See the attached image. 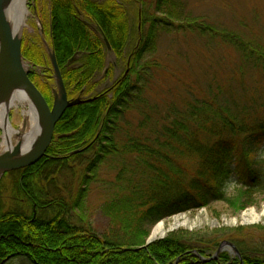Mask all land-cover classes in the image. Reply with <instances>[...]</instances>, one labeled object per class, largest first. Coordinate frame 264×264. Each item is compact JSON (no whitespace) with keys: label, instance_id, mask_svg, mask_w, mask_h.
<instances>
[{"label":"trees","instance_id":"trees-1","mask_svg":"<svg viewBox=\"0 0 264 264\" xmlns=\"http://www.w3.org/2000/svg\"><path fill=\"white\" fill-rule=\"evenodd\" d=\"M137 1L144 5L143 0ZM157 8L162 10V5ZM144 18L143 24L150 23L148 31L127 52L132 24L127 9L117 0H52L51 42L69 98L80 97L82 92L91 94L93 80L107 68L104 37L118 60L127 63L131 57V67L111 88L66 110L55 126L48 156L16 167L14 193L24 204L16 211H4L0 200V264H264V246L240 249V256L224 250L210 259L214 256L210 252L216 253L225 240H233L229 228L216 230L206 239L196 232L173 231L145 246L151 228L167 217L219 200L239 210L247 205L245 199L264 193V178L256 168L257 153L264 144V114L240 118L220 105L193 106L184 121L175 122L167 140L176 153H153L149 147H141L147 151L150 184L111 202L106 208L109 223L102 234L90 224L73 221L72 210L82 206L99 165L119 150L120 119L140 91L135 65L155 45L157 31L174 26L177 17L169 12L170 21L154 15ZM84 20L94 23L96 30ZM188 25L203 35H230L204 22ZM69 28L72 36L67 39ZM237 44L246 57L264 66V51L242 41ZM29 75L52 105L49 89ZM139 147L127 143L124 151ZM189 159H195L197 166L187 178L183 161ZM83 162L85 175L76 195L65 193L58 182ZM232 176L241 187L235 197L229 196L225 186ZM196 241L200 247L195 246Z\"/></svg>","mask_w":264,"mask_h":264},{"label":"rangeland","instance_id":"rangeland-1","mask_svg":"<svg viewBox=\"0 0 264 264\" xmlns=\"http://www.w3.org/2000/svg\"><path fill=\"white\" fill-rule=\"evenodd\" d=\"M143 1L144 5L137 0H117L127 9L132 24V43L127 52L132 51L142 32L148 31L150 23L143 24L144 17L154 15L170 21L168 14L171 12L177 18H173L174 26L157 31L155 45L135 65L137 75H140V91L120 119L116 137L119 150L108 155L99 165L87 187L82 206L72 210L71 216H74L76 224H90L98 234L108 226L106 208L113 200L131 193L133 189L145 190L150 184L152 176L144 157L147 151L144 152L142 146L149 147V152L153 153H176V149L167 145V140L173 134L175 122L184 121L193 106L220 105L240 118L254 119L264 114V66L246 57L237 44V41H242L254 50L264 51V0ZM27 4L33 15L20 35L24 64L37 83L49 89L53 104L58 85L50 57L54 52L51 42L52 0H27ZM158 4L162 5V10L157 8ZM115 17L120 20L118 14ZM189 22H204L230 35H224L225 38L203 35L190 28ZM86 23L96 30L94 23ZM66 30L65 38L68 39L72 36V28ZM107 51V68L93 80L95 88L91 94L82 92L83 99L106 91L130 72L131 57L125 63L117 59L110 45ZM30 108L28 101H17L9 110V121L17 133L27 131L26 111ZM190 126L187 123L189 131L192 129ZM4 134L5 130L0 125V153ZM18 139L19 135L14 134L13 143ZM132 142L142 148L124 151V146ZM45 156H48L47 152ZM183 162L189 178L197 161L189 159ZM85 167V162L75 166L66 177H61L58 186L75 196L85 175ZM256 168L264 178V144L257 153ZM18 170L12 168L3 183L6 172L0 180V200L4 211H16L24 204L22 197L14 193ZM225 186L231 197L237 196L241 190L236 176L230 177ZM51 190L54 193L53 187ZM244 201L247 205L239 210L219 200L212 201L207 207L174 214L155 224L151 233L159 223H164L167 231L157 240L179 230L196 232L206 239L216 230L229 228L233 230L231 236L235 241L224 242L234 245L239 254L231 246H227L225 251L240 256V249L253 250L264 246V193H255ZM27 211L31 213L32 209L29 207ZM176 219L184 224L172 228ZM195 246L200 247L201 243L196 241Z\"/></svg>","mask_w":264,"mask_h":264},{"label":"water","instance_id":"water-1","mask_svg":"<svg viewBox=\"0 0 264 264\" xmlns=\"http://www.w3.org/2000/svg\"><path fill=\"white\" fill-rule=\"evenodd\" d=\"M5 2L6 0H0V101L12 87H23L29 97V103L36 110L40 132L32 145L25 147L22 141H18L14 146L0 153V173L2 176L12 168L32 163L45 156L55 126L66 110L72 106L90 101V99L81 98L69 99L57 58L55 53L52 52L50 57L57 79L58 93L55 96L53 106L50 107L43 93L29 77L23 60L22 39L12 30L6 15ZM105 42L109 46L107 38H105ZM157 239L154 229L145 246L150 245ZM227 246H231L239 254L234 245L224 242L215 256L210 259L216 258Z\"/></svg>","mask_w":264,"mask_h":264},{"label":"bare ground","instance_id":"bare-ground-1","mask_svg":"<svg viewBox=\"0 0 264 264\" xmlns=\"http://www.w3.org/2000/svg\"><path fill=\"white\" fill-rule=\"evenodd\" d=\"M5 11L13 32L20 36L28 26V21L33 15L28 7L27 0H6ZM17 101L29 102V97L21 86L12 87V89H10L0 101V125L5 130L3 142L1 143L2 152L8 150L11 146H14L18 141H22L25 147L32 145L40 132L38 116L33 105H31L29 111H26V114L28 115L27 131L21 134L13 129L9 121L8 113ZM14 134H18L19 139L17 142L13 143ZM1 176L2 174L0 173V178ZM244 221L248 220L244 218ZM182 224H184L182 220L176 219L172 228H176ZM165 231H167L165 224L159 223L155 228L156 237Z\"/></svg>","mask_w":264,"mask_h":264},{"label":"flooded vegetation","instance_id":"flooded-vegetation-1","mask_svg":"<svg viewBox=\"0 0 264 264\" xmlns=\"http://www.w3.org/2000/svg\"><path fill=\"white\" fill-rule=\"evenodd\" d=\"M81 96V95H80ZM82 97V96H81Z\"/></svg>","mask_w":264,"mask_h":264}]
</instances>
